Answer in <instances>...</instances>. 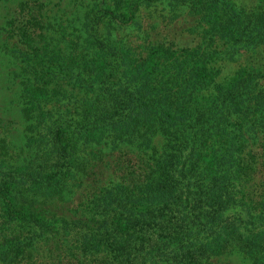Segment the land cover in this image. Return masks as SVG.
<instances>
[{"label": "trees", "instance_id": "obj_1", "mask_svg": "<svg viewBox=\"0 0 264 264\" xmlns=\"http://www.w3.org/2000/svg\"><path fill=\"white\" fill-rule=\"evenodd\" d=\"M255 2L92 0L76 28H50L42 0L19 4L1 28L25 124L14 150L0 120V264H216L231 243L264 264ZM169 3L201 28H157L148 8ZM223 58L245 61L225 83ZM235 125L262 133L258 153L226 145Z\"/></svg>", "mask_w": 264, "mask_h": 264}, {"label": "rangeland", "instance_id": "obj_2", "mask_svg": "<svg viewBox=\"0 0 264 264\" xmlns=\"http://www.w3.org/2000/svg\"><path fill=\"white\" fill-rule=\"evenodd\" d=\"M23 1L25 0H0V120H3L7 128L12 129L11 132L8 131L6 133V137L7 142L14 148V150H17L24 145L23 127L25 123L20 115V109L23 106L22 95L24 93L19 83L23 73L20 71L21 68L18 67L19 60L14 57L10 51L5 49L6 46H9V44L8 41L3 44L4 39H1V37L4 36L5 32L2 31L1 28H7V18H15L22 14L25 15L24 12H27L26 10L21 13L19 10V7L23 6L21 5ZM42 1L48 4L47 8H50V28H76L81 22H83L82 16L84 14V10L86 9V3H90L92 0ZM244 1L250 4L246 6L247 9L251 8L256 3L255 0ZM29 3L32 4L33 2ZM167 5L168 6H166L165 10H159V7L154 6L148 8L149 12L146 16H151L157 28H186L194 25L196 28H201L199 25L201 16L197 17L198 24L193 23V21L186 22L184 21V17L186 16L185 14L187 9H185L184 13H179L178 11L177 16H173L174 13L177 12V9H172V5H170V3ZM36 7L37 5L34 7V10ZM18 11L19 14L16 15ZM53 15L54 17L52 19ZM216 54L218 55L219 53ZM221 56L223 57V53ZM244 62V59L235 62H230L229 60L225 61L224 58L223 60L217 59L216 65L220 68V74L218 76L219 80L225 83V79L229 80L232 76H234V71L240 63L243 64ZM237 128L238 127L236 125L229 128V134L226 137L228 142L226 145L233 143L235 149L238 144L242 143L246 147V150L252 148L258 153V143L262 141V133L257 131V128L254 126L251 128L248 125H243L240 129ZM233 153L236 154L234 151ZM21 157H23V155ZM15 159L16 158L12 160ZM256 167L259 168V170L254 173L252 182L254 184H259L264 172L262 171V167L260 165H257ZM243 185L246 184L244 182L240 183L239 188L241 189ZM213 259L216 261V264H252L247 253L244 250H241L239 246L234 243L229 244L225 248L223 254L214 256ZM201 264L206 263L203 261Z\"/></svg>", "mask_w": 264, "mask_h": 264}]
</instances>
